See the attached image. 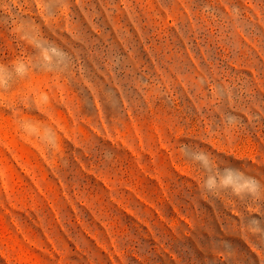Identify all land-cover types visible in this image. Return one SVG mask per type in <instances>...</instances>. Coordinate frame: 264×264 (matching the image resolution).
<instances>
[{"label": "rangeland", "instance_id": "374dc122", "mask_svg": "<svg viewBox=\"0 0 264 264\" xmlns=\"http://www.w3.org/2000/svg\"><path fill=\"white\" fill-rule=\"evenodd\" d=\"M0 264H264V0H0Z\"/></svg>", "mask_w": 264, "mask_h": 264}]
</instances>
